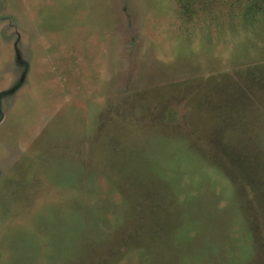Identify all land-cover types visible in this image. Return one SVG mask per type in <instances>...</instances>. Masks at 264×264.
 <instances>
[{"label":"rangeland","instance_id":"1","mask_svg":"<svg viewBox=\"0 0 264 264\" xmlns=\"http://www.w3.org/2000/svg\"><path fill=\"white\" fill-rule=\"evenodd\" d=\"M0 264H264V0H0Z\"/></svg>","mask_w":264,"mask_h":264},{"label":"trees","instance_id":"2","mask_svg":"<svg viewBox=\"0 0 264 264\" xmlns=\"http://www.w3.org/2000/svg\"><path fill=\"white\" fill-rule=\"evenodd\" d=\"M258 4H260V3H258Z\"/></svg>","mask_w":264,"mask_h":264}]
</instances>
